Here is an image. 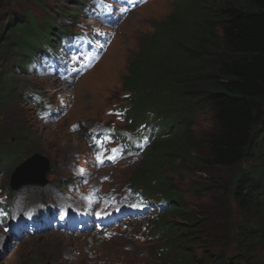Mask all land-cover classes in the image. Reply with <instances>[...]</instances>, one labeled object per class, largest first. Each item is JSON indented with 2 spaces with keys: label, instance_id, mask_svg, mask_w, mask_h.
I'll return each mask as SVG.
<instances>
[{
  "label": "trees",
  "instance_id": "1",
  "mask_svg": "<svg viewBox=\"0 0 264 264\" xmlns=\"http://www.w3.org/2000/svg\"><path fill=\"white\" fill-rule=\"evenodd\" d=\"M172 6L165 20L154 22L152 33L138 41L120 87L129 94L126 107L134 122L143 121L149 111L162 120L137 180L153 174V190L170 202L158 224L164 244L157 264H264V165L235 173L225 187L250 217L225 226L210 223L207 214L198 217L200 212L188 208L164 175V169L176 163L179 167L200 161L191 123L184 116L190 109L213 113L217 129L207 141L213 165L234 168L252 147L264 160V0H173ZM176 17L187 32L184 37L178 34L176 49L170 51L168 37ZM23 19L16 30L24 33L29 19ZM6 31L11 35L15 30ZM19 38L22 44L14 47L21 58L38 42L33 44L27 33ZM14 41L6 40L4 54ZM171 115L174 120L168 121ZM218 243L226 249L210 253Z\"/></svg>",
  "mask_w": 264,
  "mask_h": 264
},
{
  "label": "rangeland",
  "instance_id": "2",
  "mask_svg": "<svg viewBox=\"0 0 264 264\" xmlns=\"http://www.w3.org/2000/svg\"><path fill=\"white\" fill-rule=\"evenodd\" d=\"M78 1L3 2L0 10V187L4 189L11 190L9 180L14 167L35 152L50 161V170L45 174L48 183L57 185L71 179V166L87 160L88 147L84 131L97 123L111 121L112 114L109 110L126 102L124 99L126 92L120 91V85L122 77L126 74L127 62L137 51L139 38L151 34L153 20L163 19L172 11V0H151L144 8L137 9L120 28L116 40L102 61L73 86L61 89L66 86L52 79L34 78L17 70L15 65L18 64L16 59L19 56L15 55L14 46L16 43L22 44L20 35L27 33L28 39L35 44L50 41V35L56 40L61 27L68 33L76 31L75 23L83 21L80 17L81 11L76 8L75 3ZM75 11L76 17H66L67 14L74 15ZM24 16L29 19V23L26 27L24 25V30L27 28V31L23 33L16 30V25L26 21L23 19ZM180 20L178 17L175 18L169 32L167 46L170 51L176 49L178 34L184 37L187 32L186 28L178 25ZM50 21L55 22L58 28H49ZM11 28L15 31L11 35H6L8 32L6 30ZM21 28L20 25L19 29ZM6 40L15 41L4 54ZM34 47H38V44ZM59 88L61 90L58 93L50 95ZM9 89L11 94H6ZM31 90H37L43 96L50 97L53 103H57L62 95L66 97V100L70 101L66 117L57 123L39 120L36 116V107H33L23 95ZM184 113L185 119L191 123L200 161L196 165L179 167H176L178 165L176 163L173 167L164 169V175L170 180L169 183L176 188V195L185 199L188 208L200 212L198 217L207 214L210 223L219 226H225L226 223L238 224L239 220L249 219L250 217L238 208L230 193L226 194L225 187L229 186L235 173L263 168V157L252 147L248 151L250 155H246L234 168L213 165L207 147V141L217 129L213 113L208 109H190ZM129 122L119 121L117 124L123 123L126 127ZM74 123H80L81 131L71 130L70 126ZM143 155L131 165L124 164L102 170L100 176L111 177L109 183H103V187L117 188L130 184L132 175L138 179L139 166L144 160ZM146 177L148 176L142 174L141 179L146 180ZM145 185H147L145 182L132 184L144 190ZM28 189L34 194H42L47 187ZM30 192L23 189L18 191V195L25 199L28 209H30L28 204L34 201ZM145 226L146 223H130L129 230L118 231V235L110 239L104 238L100 233L66 235L64 232L29 237L16 248L12 244L5 255L2 253L0 264H155L164 243L159 232L152 228V223L148 229H145ZM225 247L218 243L208 251L218 253L226 249ZM228 249L233 251L231 246ZM200 252L197 251L198 256L202 255Z\"/></svg>",
  "mask_w": 264,
  "mask_h": 264
},
{
  "label": "clouds",
  "instance_id": "3",
  "mask_svg": "<svg viewBox=\"0 0 264 264\" xmlns=\"http://www.w3.org/2000/svg\"><path fill=\"white\" fill-rule=\"evenodd\" d=\"M147 4H146V6H147ZM142 6H141V8H144ZM172 8H173V6H172ZM135 12L136 11H134V13ZM165 18L159 19V20H153L151 22L152 31L154 29L152 24L154 22L163 21V20H165ZM152 31H151V33H152ZM142 37L143 36H141L139 38V40ZM120 87H121V85H120ZM147 118H148V116L146 115V118H144L143 121H141V122L146 121ZM150 118H151V116H150ZM141 122H139V123H141ZM130 124L132 125L133 123L131 122ZM35 153H37V152H35ZM28 158L29 157H27V159ZM27 159H25L23 162L17 164L14 167V169H13V171L11 173V176H10V180H9V187H10L11 190L4 189V188H2V186L0 187V199L2 200V201H0V246H2V249L0 251V255L2 253H4V255H5L7 253V251L10 249L12 244H13V247L16 248L17 246L21 245L22 242L25 239H27L29 237L44 235V234H47V233L59 232V231H57L58 229H54V230L46 229L43 232H39V233L31 235V233H30L31 230H28V228H26L27 226H25L26 206L25 205L23 206L22 204L19 205V203L22 202L23 198L18 195V191L23 189L25 191H29L30 192V190L28 188H31V187H38V188H46L47 187V190L44 191L43 194H34V193L30 192L32 194V196H33V199H34V201L31 202V203L40 204L41 201H43L44 205H46V204L53 205V208L58 212L60 206H56L55 200L54 201H49L47 199L43 200L42 199V195L46 194L48 192V190H49V193H50L51 197H52V195H55L56 192L59 193V194H65L66 193L65 192V187L63 186V184L66 181H68V180H66L65 182H62L63 184L59 183L57 185L48 183L47 179L45 178L46 172L48 170H50V169H48L45 172V174H44V180L46 181L44 184L29 183V184L20 185L18 187H13L12 186V174L15 171V169L20 164L26 162ZM49 168H50V165H49ZM0 172H1V168H0ZM18 177H20V176H15V179H17ZM6 185L8 186V184H6ZM55 189L58 190V191H56ZM50 198H48V199H50ZM1 202H4V204H2ZM48 213H50V212L48 211ZM34 231L36 232L37 229H35ZM66 233H68V231L64 232V234H66ZM4 250H6V251L4 252Z\"/></svg>",
  "mask_w": 264,
  "mask_h": 264
},
{
  "label": "water",
  "instance_id": "4",
  "mask_svg": "<svg viewBox=\"0 0 264 264\" xmlns=\"http://www.w3.org/2000/svg\"><path fill=\"white\" fill-rule=\"evenodd\" d=\"M50 161L39 153H34L26 162L20 164L12 174V186L23 184H44V174L49 169ZM15 176H20L15 179Z\"/></svg>",
  "mask_w": 264,
  "mask_h": 264
},
{
  "label": "bare ground",
  "instance_id": "5",
  "mask_svg": "<svg viewBox=\"0 0 264 264\" xmlns=\"http://www.w3.org/2000/svg\"><path fill=\"white\" fill-rule=\"evenodd\" d=\"M146 6V4L145 5H143L142 7H145ZM136 10V8L135 9H133L132 10V12L131 13H133L134 11ZM145 11V10H144ZM100 48V47H99ZM98 48V49H99ZM102 61V59L91 69V70H89V71H92V70H94V68L100 63ZM88 73V71L83 75V76H85L86 74ZM82 76V77H83ZM82 82H84V81H82ZM4 251H6V250H4Z\"/></svg>",
  "mask_w": 264,
  "mask_h": 264
},
{
  "label": "snow or ice",
  "instance_id": "6",
  "mask_svg": "<svg viewBox=\"0 0 264 264\" xmlns=\"http://www.w3.org/2000/svg\"><path fill=\"white\" fill-rule=\"evenodd\" d=\"M113 151H116L115 149Z\"/></svg>",
  "mask_w": 264,
  "mask_h": 264
}]
</instances>
